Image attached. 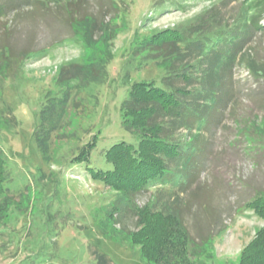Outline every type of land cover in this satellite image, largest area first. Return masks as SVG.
Returning a JSON list of instances; mask_svg holds the SVG:
<instances>
[{
    "label": "rangeland",
    "instance_id": "obj_1",
    "mask_svg": "<svg viewBox=\"0 0 264 264\" xmlns=\"http://www.w3.org/2000/svg\"><path fill=\"white\" fill-rule=\"evenodd\" d=\"M66 1L0 0L5 6L0 47H10L9 58L0 55V119L7 122L0 127V149L8 171L5 196L11 199L0 198V204L8 205L0 213V264H31L36 253L34 264H97L100 253L108 264H147L139 246L118 233L120 227L135 229L136 216L124 211L119 223L104 219L115 190L91 179L85 164L72 159L94 135L99 139L90 162L96 168L109 167L103 152L112 143H136L139 134L124 129L119 104L133 81L158 83L166 75L155 59L139 62L149 57L137 50L139 37L174 27L209 0L161 13L154 12L161 0H79V11L122 22L123 28L107 39L88 34L97 52L110 55L102 81L100 68L84 69L81 60L76 62L83 46L60 8ZM235 5L233 1L225 9L226 22L238 15ZM243 50L262 66L264 30ZM25 51L39 55L23 58ZM232 83L233 105L220 113L219 121L200 127L204 150L189 182L156 184L135 196L139 206L149 202L179 210L191 239L188 256L195 264H237L241 250L263 225L244 203L264 189V136L260 146L249 143L234 118L264 129V77L239 64ZM39 126L49 136L45 159L33 138ZM185 133L179 129L175 135L186 139ZM250 133L257 135L254 129Z\"/></svg>",
    "mask_w": 264,
    "mask_h": 264
},
{
    "label": "trees",
    "instance_id": "obj_2",
    "mask_svg": "<svg viewBox=\"0 0 264 264\" xmlns=\"http://www.w3.org/2000/svg\"><path fill=\"white\" fill-rule=\"evenodd\" d=\"M201 1L205 2L161 0L154 5V12L161 13L170 7L184 9ZM233 1L237 3L238 15H231V22H226L225 9ZM60 4L66 23L80 35L83 52L76 62L81 60L84 69L100 68L104 77L100 81L106 80L110 55L97 52L88 34L98 33L102 39H107L108 35L119 31L121 20L115 16L114 20L103 21L102 16L92 11L81 12L79 0ZM4 8V5L0 6V14L4 13ZM263 16L264 0H209L196 14L174 27L155 29L148 36L139 37L137 50H143L144 56H149L139 62L155 59L166 75L158 83L144 79L133 81L127 96L119 104L124 129L135 130L139 134L138 140L132 143L121 139L106 148L103 157L109 167L96 168L90 162L99 135H94L72 159L85 164L91 179L115 190L104 219L110 220L111 224L119 223L124 211H131L136 216L135 229L124 231L120 227L118 233L139 246L140 258L147 264H195L188 256L191 239L179 210L166 202L170 209L157 208L149 202L139 206L135 203V196L156 184L184 186L186 181L189 182L204 150L201 125L219 121L220 113L235 102L232 82L237 65L243 64L254 74L264 77V64L258 67V62L245 57L243 50L257 32L264 30V24L260 23ZM9 49V45L1 46L0 55L9 58ZM21 54L23 58L34 57L39 51ZM49 106L42 108L41 118ZM234 121L237 131L249 143L262 144L259 138L264 136V129L252 122L246 126L239 117ZM6 123L0 119V127H6ZM179 129L186 131L183 135L186 139L175 135ZM251 129L255 130L256 136H251ZM42 130L40 126L35 129L33 138L41 158L45 159L49 153V136ZM7 173L6 160L0 149V198L5 196ZM5 197L3 199L9 203L10 197ZM7 203L0 204V213L5 212ZM244 207L260 217L263 225L241 250L237 264H264V189L247 200ZM36 255L31 258V264H34ZM105 255L100 253L97 256V264H108Z\"/></svg>",
    "mask_w": 264,
    "mask_h": 264
}]
</instances>
